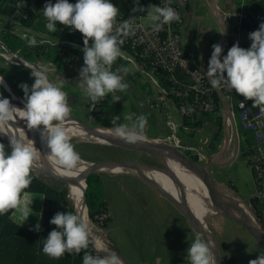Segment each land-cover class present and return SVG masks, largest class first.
<instances>
[{
    "label": "clouds",
    "instance_id": "clouds-1",
    "mask_svg": "<svg viewBox=\"0 0 264 264\" xmlns=\"http://www.w3.org/2000/svg\"><path fill=\"white\" fill-rule=\"evenodd\" d=\"M139 7L143 8L142 5ZM132 10H137L136 0ZM43 13L47 18V29L55 31L59 22L83 34L84 65L79 75L84 82L85 94L92 101L128 87L123 75L119 70H112V65L122 55L120 45L124 38L135 31L134 18L117 24L119 8L113 0H46ZM148 16L155 30L180 19L179 12L171 6L157 5ZM223 25L221 32L224 31ZM249 38L252 41L250 47H242L236 42L227 54H223L220 43L213 44L206 74L214 88L226 86L234 89L245 98L253 99V104L261 106V111H264V21L257 30L249 33ZM28 42L36 44L35 36ZM24 65L29 67L27 62ZM31 75L35 77L31 85L27 82L19 85L24 91L25 107L12 104L0 93V124L12 121L16 116L24 117L28 128L40 130L41 139L49 149L47 159L71 172L78 166L81 157L71 142L70 130L65 126L70 112L68 93L60 84L51 81L43 69H32ZM0 83L4 84V78ZM113 100L118 101L120 97L113 96ZM111 119L114 126L112 132L117 138L127 141L143 139L147 124L144 114L136 117L131 125L117 124L118 115H113ZM8 137L10 150H6L5 144L0 142V214L14 210L12 215L22 225L32 214L33 200L24 190L33 179L31 173L40 152L30 137L10 134ZM50 223L57 227L48 233L42 248L49 256L59 258L66 252L79 253L91 243L97 250H106L107 254L85 252L83 264H123L115 249H108L100 238L92 237L88 219L78 212L58 211ZM32 230H41L39 221L32 226ZM213 249V245L198 234L190 242L187 258L191 264H217ZM249 264H264V253L250 260Z\"/></svg>",
    "mask_w": 264,
    "mask_h": 264
},
{
    "label": "rangeland",
    "instance_id": "rangeland-1",
    "mask_svg": "<svg viewBox=\"0 0 264 264\" xmlns=\"http://www.w3.org/2000/svg\"><path fill=\"white\" fill-rule=\"evenodd\" d=\"M155 7L156 5H153L150 8L149 12L153 11ZM37 21L38 20H36V22ZM142 22L145 25H151L152 23L148 15L142 19ZM20 25L24 26L21 23L19 24V21L14 18L0 15V42H2V33H5L6 30L12 31L13 33L19 35L26 42H28L31 37H36L37 34L42 35L38 30H35L30 27L23 28ZM184 44H186V40L183 39V45ZM17 56L21 59H24L18 54ZM47 61L49 60H47L45 57H40L32 62H27L32 63L35 66L47 71L50 79L54 81L55 78H53L51 75V71L48 67L49 63ZM122 63V67L126 70L127 74L129 75L128 77L135 81L137 85H140V88L144 95L153 96L156 93L155 88L150 84V82L145 80V78L136 70L135 66L132 63L126 61ZM15 65H18L17 60L11 55H9L2 46H0V71L7 72L12 77L17 78L22 82L25 81L29 83L26 78L21 77L17 73ZM30 71L32 72V70ZM2 76L3 75L0 73V77L3 79L4 76ZM12 80L15 88L18 90L19 93L22 94H18V96L21 97L22 101L18 100L16 96V100L14 102H16L18 106L20 104L22 107H24L22 103L24 102L25 104L24 91L21 87H19L21 83L17 82V80L15 79ZM60 86L63 88L64 91L68 93L67 100L70 107L71 116L82 120L83 122L92 127L105 129L110 128V130H112L113 128L111 127L114 126L112 125V119L109 118H112L113 115L120 116V119L117 121V124L123 123L131 125L136 119L133 113V102L131 100H128L129 96L127 89L123 90L126 101L124 102L123 107L120 109L119 106H107L108 104H106V102L103 101L101 98L99 100H101L102 104H100L99 100L92 101L91 98L85 94L83 87L79 86L69 88L68 86H65L64 88V86L61 84ZM0 92L5 97L9 99L11 98L10 88L9 86H7L5 80L4 85L0 84ZM75 98H77V102H75ZM92 104H94L95 106L94 111L91 109ZM134 104L135 107H138L136 103ZM169 110L172 119H175L174 121H176V123H180L181 119L177 111L174 108H170ZM103 112L109 114L108 120L110 121H107L106 114L103 115ZM155 113L157 114V116L159 115L160 118L163 116L158 111H155ZM129 117H131L132 119H129ZM147 124L149 125V127H147ZM147 124L144 130L145 136L156 139L160 142H164L176 148L173 141L165 139L166 136H164V132H162L161 130L158 131L150 123ZM181 134L184 142L197 146H201L199 142L206 138V135L201 131L195 132L193 138L189 133L182 131ZM0 142H3L5 144L6 150H10L9 144L1 137V135ZM71 142L74 144L75 150L79 152L81 157L80 160L84 162L92 164L101 162H136L148 166L164 168L162 162L156 156L148 152L130 150L113 144L104 143L102 141H87L85 139H81L80 137H71ZM219 144L220 145L217 149H221L222 147L221 143ZM176 149L183 152L186 156H189V154L184 150H181L179 148ZM247 160V157L243 153L238 154L237 158L234 160L235 163L233 165V167H235L233 171L237 174H235L234 177L230 173L232 172V167L227 168L230 165L209 168V172L215 179L224 180L226 183H228L229 179L227 177L229 175H231V177L233 178L238 177L239 180H237V185H242V191L240 192V194L242 195V198L244 197L246 199V201L250 199V195L254 191V188V193L257 189V179L254 173H252ZM96 174L100 175L101 189L108 203V211L110 216L112 217V223L110 222L107 228H101L96 223H93L90 220L88 212H86L85 218L88 219L92 227L93 237H98L103 242L109 240L110 237L114 238L124 257H136L148 261H151L154 258L155 246L154 243H151L152 238L145 239V241H143V236H145V234L151 236V234L155 232V228L153 227V221L157 218H162L165 215L157 201V194H155L154 189L172 204L171 205L170 203H166V207H168L169 209L168 213L175 218L176 231L181 232L182 228L186 230V232L190 231L191 234H193V236L191 237L192 239L196 237L197 234L194 230L197 225L194 222H191L194 227L192 228L188 223V218H186V216L177 208V206H175L169 200L168 197L163 195L158 189H156V187L152 183L148 182L143 177L131 173H117L105 171ZM37 175L49 185H52L57 188H66L68 193L70 194L71 204L75 209H77L75 205V200L71 195L70 188L67 184L59 182L51 176H45L41 173H37ZM254 193L252 194V196L254 195ZM27 194L29 198L33 201L31 204L32 214H30L29 218L26 220L27 222L25 223L26 227L32 228V226H34L37 221L41 222L40 217L42 209V195L30 192H28ZM173 206L175 208H173ZM206 222L209 232L213 236V242L215 243V247L217 249L220 260H223V264H226L225 253H238L246 251L249 252L250 247L248 246L247 239L244 236H247L248 238L254 237L236 221L224 217L222 215L215 214L208 216ZM196 230H199L198 227L196 228ZM223 237L224 239H222ZM258 252L261 253L260 249H258Z\"/></svg>",
    "mask_w": 264,
    "mask_h": 264
},
{
    "label": "built area",
    "instance_id": "built-area-1",
    "mask_svg": "<svg viewBox=\"0 0 264 264\" xmlns=\"http://www.w3.org/2000/svg\"><path fill=\"white\" fill-rule=\"evenodd\" d=\"M45 3L46 0H22L18 1L16 6L17 11L24 18H28L29 14L34 12L37 16H43L47 20L43 13ZM157 5L173 7L179 12L180 19L164 24L160 30H155L152 24L145 25L142 19H133L135 31L124 38L123 44L120 45L122 55L113 63L112 70H119L120 64L125 61L135 66L136 70L156 90L153 96H149L148 103L152 109L163 115L167 123L170 133L164 138L173 141L176 148L184 150L190 157L202 163L208 158L207 149L210 147L208 142L197 146L182 141L176 134L177 128L171 119L169 109L174 108L177 111L179 117L183 120V127L185 120L193 121L197 114L216 117L219 111L214 99L216 90L206 74L207 69L199 68L195 64L194 54L183 45L184 17L179 7L173 4L172 0H159ZM236 15L241 21H248L253 31L257 30L260 23L264 21V15L258 9ZM125 19L127 18L119 15L116 18V23L119 24ZM37 36L41 39L34 45H46V53L61 44L64 49L59 52V55L65 61H73L74 64L83 61L82 49L84 42L69 39L55 41L45 35L37 34ZM240 45L245 47L242 44ZM72 49L78 50L79 53L75 54ZM49 63L51 67H56L54 62L50 61ZM218 89L222 91L231 107L238 134L241 131L243 135H251L252 145L249 146L248 144L246 146L248 150L246 156L257 179V189L251 199L264 201V111H261V106L253 104V99L243 97L234 102L235 94H239L234 89H229L226 86ZM94 107V104H92L91 109L94 110ZM222 120L225 130L227 128L226 123H228L231 130L230 120L226 119L225 114H223ZM231 144H233L232 131L227 140V147H230ZM103 221L104 216H100L99 222L96 224L100 226Z\"/></svg>",
    "mask_w": 264,
    "mask_h": 264
},
{
    "label": "crops",
    "instance_id": "crops-1",
    "mask_svg": "<svg viewBox=\"0 0 264 264\" xmlns=\"http://www.w3.org/2000/svg\"><path fill=\"white\" fill-rule=\"evenodd\" d=\"M259 1L260 0H172L173 4L179 7L184 17V25L182 29L183 39L186 40V44H184V47L194 54L195 64L199 68H208L209 60L213 52V44H221L223 39V32H221L222 24H224L223 26H225L228 33L227 46L224 48L223 54H227L228 49L232 46L233 43L236 42H239L246 48L250 47L252 41L249 38V33L253 31L252 27L250 26V23L248 21H241V19L236 14L257 10L255 4ZM217 11L221 14V16L218 15ZM119 15L120 12L117 16ZM151 24H153V22ZM47 62L49 63L50 61ZM48 65L52 77L55 78L54 81L51 79L50 80L54 83L58 82L59 84L63 85L64 88L65 86H68L69 88L79 86L83 87L84 82L81 80L79 72L81 67L84 65V59L83 61L77 64H73L72 66L67 68V70H62L57 67L53 68L50 66V63ZM122 65L123 63L120 64L119 72L121 75H123L124 80L128 84V87L126 88L129 96L128 100H131L133 102L134 116L138 117L139 115L144 114L147 117V123H150L158 131L161 130L162 132H164V136L168 135L170 131L165 119L163 118V116L161 118L159 117V115L157 116L155 110L152 109L148 103L149 96L144 95L140 88V85H137L135 81L128 77L129 75L127 74L126 70L122 67ZM216 94L219 99V105L217 104L219 109L218 116L215 117L212 115L197 114L196 118L193 121H190L192 123H196L194 125H191V123H185L184 127L182 124L183 120L181 118L180 123H176V121H174L175 119L173 120L172 117L171 119L173 120L177 128L176 134L182 141V131L189 133L192 138L195 135L194 133L197 131H201L202 133H204L206 135V138L200 141L199 144L204 145L208 142L210 147L207 149V153L210 155H215L217 160L223 163V166L230 165L227 168L232 167V172L230 173L234 177L236 173L233 171L235 168L233 167V165L235 163L234 160L237 158L238 155L233 160H229L232 156L233 144H231L230 147L225 146V126L224 123H221V130L220 125L218 123V118L220 116L222 117L224 114V106L222 104L220 95L217 92ZM113 96H119L120 100H113ZM243 97L244 96L242 94H235L233 100L234 102H236L239 99H242ZM101 99L105 101L106 104H108L107 106H119L120 109L123 107V104L126 101L123 90H116L115 92H112L110 94L108 93V95L102 97ZM75 102H77V98H75ZM99 102L100 104H102L101 100H99ZM134 103H136L138 107H135ZM105 114L106 113L103 112V115ZM108 115L109 114L107 113V121H110L108 120ZM147 127H149L148 124ZM239 135V153L244 154V152H246L247 150L246 146L249 143L247 142V136L243 135L241 131ZM248 136L250 137L251 135ZM219 143H221L222 145L221 149H217L220 145ZM222 148H225V150L223 151ZM233 177L229 175L227 177L229 179L228 183H226L224 180H217L212 176V178L221 185V187L223 188V192L228 190L231 193L232 197L235 196L233 198H236L240 202H246L252 208L253 211L259 212L258 216L260 220L264 223V201H257L251 199L255 188L254 191L251 193L250 199H248V201H246L244 197L243 199L242 195L240 194V192L242 191V185L238 186V177ZM154 191L155 194H157V201L161 206L163 213L165 214L162 218H157L153 221V227L155 228V232L152 233L151 236H149L148 234H145V236H143V241H145V239L152 238L151 243H154L155 246L154 258L151 261H148L136 257H124L120 251L119 246L117 245V242L112 237H110L109 240H107L106 242L104 241V243L108 246V249H115L117 253L121 256V258L125 260L128 264H191L190 260L187 258V249L190 245V242L192 240L191 237L193 236V234H191L190 231L186 232V230L182 228L181 232L176 231L175 218L168 213L169 209L168 207H166V203L170 202L164 196L159 194L155 189ZM173 208L175 207L173 206ZM12 218L16 222L21 224V222L16 220L13 216ZM25 222L22 225L26 226ZM188 223L192 228H194L190 220L188 221ZM194 231L197 235L199 234L202 238L206 239L201 234L200 230L195 229ZM244 237L247 239V244L250 247L249 252L246 251L238 253H225L226 264H249L250 260L259 256L260 252H258V249H260L261 253H264L255 238H248L247 236ZM222 239H224V237ZM101 251L106 252V250ZM221 264H223V260L221 261Z\"/></svg>",
    "mask_w": 264,
    "mask_h": 264
},
{
    "label": "trees",
    "instance_id": "trees-1",
    "mask_svg": "<svg viewBox=\"0 0 264 264\" xmlns=\"http://www.w3.org/2000/svg\"><path fill=\"white\" fill-rule=\"evenodd\" d=\"M22 0H0V15L8 16L18 20L23 28L30 27L38 30L42 35L49 37L55 41L69 39L71 41H82L83 34L79 30H71L72 26L63 25L57 22L55 31L47 29V20L42 16H37L36 13L31 12L28 18H24L21 13L17 11V2ZM118 6L120 15L123 18H134V20L142 19L149 13L153 5H157L159 0H139L137 3V10L133 11L135 0H113ZM139 5H142L141 9ZM255 7L264 15V0H260L255 4ZM40 18V19H39ZM36 20H38L36 22ZM36 41L41 38L36 35ZM2 43L11 52L20 55L25 60L32 62L37 58L45 57L56 64V67L62 70H67L74 64L73 61H65L59 55V52L64 49L61 44L56 48L46 53V45H32L24 41L19 35L12 31L6 30L2 33ZM75 54L78 50L72 49ZM17 73L28 80L31 85L34 82V77L31 71L22 65H15ZM0 73L10 83L15 92L22 95L13 85V80L24 83L25 81L18 80L12 77L7 72ZM14 80V81H15ZM17 96V95H16ZM18 100L21 97L17 96ZM214 99L219 105V99L214 93ZM22 101V100H21ZM20 103V102H19ZM20 107H22L19 104ZM25 107V106H24ZM23 108V107H22ZM186 124L194 125L196 122L185 120ZM220 129L222 130V117L218 118ZM247 136L249 146L252 145L251 136ZM248 150L244 152L246 156ZM33 179L30 185L24 190L28 193H38L42 195V209H41V230L34 231L30 227H26L16 222L12 218L14 210H8L4 214H0V264H83V256L85 252L95 254V251L89 246L87 249H82L81 252L65 253L59 258L51 257L42 251L44 239L48 233L57 226L50 223L51 218L58 211L63 212H78L70 202V194L66 188H57L44 182L35 172L31 173ZM84 177V176H83ZM82 177V178H83ZM80 180L82 188V199H85L88 209V215L93 223L99 222V217L104 216V221L100 224L101 228H107L111 222V217L108 213V203L101 189L100 175L93 173L90 174L85 180ZM83 186H85V193H83ZM23 196V193L21 194ZM84 202V201H83ZM258 216L259 212L254 211ZM259 217V216H258Z\"/></svg>",
    "mask_w": 264,
    "mask_h": 264
},
{
    "label": "water",
    "instance_id": "water-1",
    "mask_svg": "<svg viewBox=\"0 0 264 264\" xmlns=\"http://www.w3.org/2000/svg\"><path fill=\"white\" fill-rule=\"evenodd\" d=\"M217 13L219 16H221V14L218 11H217ZM223 27H224V31H223V39H222L221 45H222L223 50H224V48L227 46L228 33H227V29L225 28V26H223ZM0 46H2L9 55H11L12 57H14L17 60L18 65L25 66L24 64L27 61L19 58L17 56V54H15V53L11 52L9 49H7L6 46L2 42H0ZM27 64L30 68L27 66H25V67H27L30 70L35 69L37 67L34 64L29 63V62H27ZM5 81L8 83L11 90L18 96V94L15 92V90L9 84V82L6 79H5ZM215 90L221 97L222 104L224 106L223 111H224L225 117H226V119L230 120L231 130L229 129L228 123H226L227 128L225 130V135H226L225 146H227V140L229 139L230 132L232 131L234 143H233V149H232V156L229 160H231V159L233 160L238 155V153L240 151L239 134H238L237 124L235 122L231 107H230L228 101L225 99L224 94L218 88H215ZM22 103L25 106L24 102H22ZM21 121L26 124V120L21 119ZM6 123L8 124L9 127H12V128L15 127L16 128L15 123L13 121H9ZM65 124H66V126H69V127L75 126V127L79 128L80 130H82L83 132H85L91 136H94L95 138H97L98 140H100L104 143L113 144V145L120 146L123 148H127L130 150L148 152V153L153 154L154 156H157L156 155L157 153H161L164 156L168 157L169 159L177 160L178 162L183 164L186 168H188L191 172H193L194 175L198 178V180L200 181L201 185L203 186V188L206 192L207 201L210 202L211 205H213L216 208L215 214H219V215H222L224 217L230 218V219L236 221L241 226H243L256 239V241L258 242V244L260 245V247L264 251V223L260 220V218L256 215V213L252 210V208L246 202H242V203L249 207L252 214L244 213L240 210H237L235 207H233L232 206V203H233L232 197H227L224 194L223 188L221 187V185L216 180H214L212 178V176L210 175L209 168L223 166V163L219 162L217 160V158L215 157V155L208 154L207 160L202 162V163H199L194 158L186 156L180 150H178V149H176V148H174V147H172V146H170L164 142H160L156 139H153V138H149L153 141H141V140L140 141H127V140L122 139V138H115V136L114 137L109 136L108 134H106L104 132L105 128L92 127V126L86 124L85 122H83L82 120L71 116L70 112H69L68 117L65 120ZM40 127L43 128V125H41ZM111 128H113V127H111ZM107 129H110V128H107ZM22 130L25 133L24 137L28 138V136H29L28 127H27V129L22 128ZM15 133L17 135L22 136L21 132L18 128L15 129ZM222 150L224 151L225 148H222ZM93 164L96 167H108V166H120V167H124V168H134V167H138V166H143L145 168L147 167V168L153 169L155 171H159V172L166 174L172 180L173 184L177 186L176 188H178V190L181 193L183 192L181 187H180V182H179L177 176L174 173H172L171 171H169L168 168H166L165 166H164V168L153 167V166H148V165H144V164L136 163V162H101V163H93ZM35 167H37V164H35L32 171L37 174L38 171L36 170ZM47 172H48L49 176H51L52 178H54L55 180H57L59 182L67 184L68 186L76 185L79 182V180L75 177H67V176L59 175L53 171H48V170H47ZM93 173H98V172L97 171L87 172L84 176V180L90 174H93ZM152 184L163 195L168 197L169 200L175 206H177V208L182 212V209L179 208L174 197L169 196L168 194L162 192L156 184H154V183H152ZM83 193H85V186H83ZM83 201H84V205L87 208V204H86L85 199H83ZM87 212H88V209H87ZM184 215L186 216V218H188L191 221V217L188 214H184ZM209 234H210L211 239L213 240L212 234L211 233H209ZM90 246L95 252L99 251L100 254H105V255L107 254L104 251L97 250L96 248H94L91 245V243H90ZM216 251H217V249H216ZM216 258H217V264H221V260H220V257L218 255V252H216ZM123 263L128 264L125 260H123Z\"/></svg>",
    "mask_w": 264,
    "mask_h": 264
},
{
    "label": "bare ground",
    "instance_id": "bare-ground-1",
    "mask_svg": "<svg viewBox=\"0 0 264 264\" xmlns=\"http://www.w3.org/2000/svg\"><path fill=\"white\" fill-rule=\"evenodd\" d=\"M35 69H41V68L36 67ZM0 80H2L1 77ZM0 84L2 85V83ZM7 86H9L8 83ZM10 91H11V98H10L11 103L18 106L16 102H14L16 100V94L11 90V88ZM2 96L5 97L3 94ZM21 119L26 120L24 117L16 116L12 121L15 123L16 128L20 130L21 135L24 137L25 133L23 132L22 128L27 129V123L25 124L24 122L21 121ZM66 127L70 130L71 137H80L81 139H85L87 141L88 140H92L95 142L100 141L97 138L83 132L82 130H80L75 126L74 127L66 126ZM14 128L15 127L13 128L9 127L6 122L0 124V135L8 144H9L8 135L9 134L17 135L15 133L16 128L15 129ZM28 130H29L28 138L30 137L33 139L34 143H36V146L38 147V151L40 152V158L36 162L37 167H35L38 173H41L45 176H49L47 172L48 170V171H53L59 175H63L67 177H75L79 180L78 184L69 186L70 193L75 200L76 203L75 205L79 214L85 217L87 212L86 206L84 205V202L82 200V188L80 186V180L83 176H85L87 172L97 171L98 173H100L105 171V172H117V173H131L134 175H139L148 182L156 184L162 192L175 198V201L177 202L179 208L182 209L183 214H188L191 217V222H194L197 225L196 228L198 227V229L201 231L202 235L206 238V240H208L213 245L214 247L213 251L216 255L217 251H216L215 243L210 237L209 234L210 232L206 222L208 216L215 215L216 208L213 205H211L210 202L207 201L206 192L203 186L201 185L200 181L198 180V178L194 175V173L191 172L188 168H186L183 164H181L177 160L169 159L168 157L164 156L161 153L156 154L157 155L156 157L162 162V164L166 168H168L169 171H171L177 176L180 182V187L183 191L182 193L178 190V188H176L177 186L173 184L172 180L166 174L159 171H155L147 167L145 168L143 166H138L134 168H124L120 166L96 167L92 163H88L80 160L78 162V166L74 170H72L71 172L66 171L58 164H54L47 159V153L49 149L41 139L40 130L30 129V128H28ZM104 132L109 136H114L112 130L110 129H105ZM149 138L150 137L143 135V139H141V141H153ZM83 179L84 177L82 178V180ZM224 194L227 197H232L231 193L227 190L224 192ZM233 197H232L233 207L244 213L252 214L247 205L243 204L242 202H240L239 200Z\"/></svg>",
    "mask_w": 264,
    "mask_h": 264
}]
</instances>
